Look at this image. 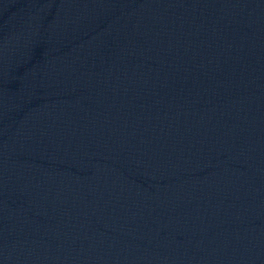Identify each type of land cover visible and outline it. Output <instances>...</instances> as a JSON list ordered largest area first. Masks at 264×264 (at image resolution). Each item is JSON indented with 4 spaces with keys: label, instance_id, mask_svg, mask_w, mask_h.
Listing matches in <instances>:
<instances>
[{
    "label": "water",
    "instance_id": "95a60500",
    "mask_svg": "<svg viewBox=\"0 0 264 264\" xmlns=\"http://www.w3.org/2000/svg\"><path fill=\"white\" fill-rule=\"evenodd\" d=\"M0 264H264V0H0Z\"/></svg>",
    "mask_w": 264,
    "mask_h": 264
}]
</instances>
